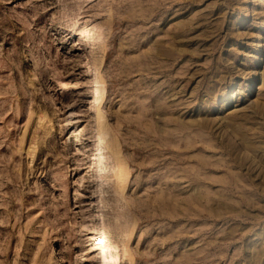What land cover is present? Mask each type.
Listing matches in <instances>:
<instances>
[{"label":"rangeland","instance_id":"obj_1","mask_svg":"<svg viewBox=\"0 0 264 264\" xmlns=\"http://www.w3.org/2000/svg\"><path fill=\"white\" fill-rule=\"evenodd\" d=\"M0 264H264V0H0Z\"/></svg>","mask_w":264,"mask_h":264},{"label":"bare ground","instance_id":"obj_2","mask_svg":"<svg viewBox=\"0 0 264 264\" xmlns=\"http://www.w3.org/2000/svg\"><path fill=\"white\" fill-rule=\"evenodd\" d=\"M258 56V55H257ZM111 145H113V143L111 142L110 143ZM113 154L115 155V157H119V154H120V150H119V148H115V150L113 151ZM125 179V178H124Z\"/></svg>","mask_w":264,"mask_h":264}]
</instances>
